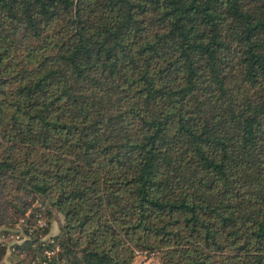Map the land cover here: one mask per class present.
<instances>
[{"label": "trees", "instance_id": "1", "mask_svg": "<svg viewBox=\"0 0 264 264\" xmlns=\"http://www.w3.org/2000/svg\"><path fill=\"white\" fill-rule=\"evenodd\" d=\"M35 200L61 264H264V0H0V228Z\"/></svg>", "mask_w": 264, "mask_h": 264}, {"label": "built area", "instance_id": "2", "mask_svg": "<svg viewBox=\"0 0 264 264\" xmlns=\"http://www.w3.org/2000/svg\"><path fill=\"white\" fill-rule=\"evenodd\" d=\"M48 228L49 222L45 206L35 200L16 224L12 227L0 228V246L6 248L2 264L15 262L13 253L19 251L16 246L25 242L32 243L31 247L39 245L43 258L39 256L32 258L28 251H22L20 257H23L24 260H21L19 264H61L56 260L59 251L58 242L54 238V234H50Z\"/></svg>", "mask_w": 264, "mask_h": 264}, {"label": "rangeland", "instance_id": "3", "mask_svg": "<svg viewBox=\"0 0 264 264\" xmlns=\"http://www.w3.org/2000/svg\"><path fill=\"white\" fill-rule=\"evenodd\" d=\"M62 221V216L56 215L55 219L53 221H50L49 223V232L50 234H56L58 232L59 225ZM158 258L154 255H145V254H140L137 255L135 259V264H158Z\"/></svg>", "mask_w": 264, "mask_h": 264}]
</instances>
